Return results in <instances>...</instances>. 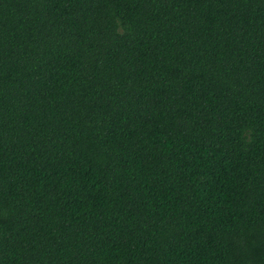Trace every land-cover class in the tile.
I'll return each instance as SVG.
<instances>
[{"label":"trees","instance_id":"16d2710c","mask_svg":"<svg viewBox=\"0 0 264 264\" xmlns=\"http://www.w3.org/2000/svg\"><path fill=\"white\" fill-rule=\"evenodd\" d=\"M0 264H264V0H0Z\"/></svg>","mask_w":264,"mask_h":264}]
</instances>
